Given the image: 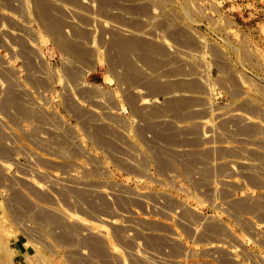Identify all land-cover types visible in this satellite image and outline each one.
Instances as JSON below:
<instances>
[{
  "label": "rangeland",
  "instance_id": "rangeland-1",
  "mask_svg": "<svg viewBox=\"0 0 264 264\" xmlns=\"http://www.w3.org/2000/svg\"><path fill=\"white\" fill-rule=\"evenodd\" d=\"M47 1L105 67L98 0ZM128 1L196 43L178 52L193 72L165 77L199 86L195 137L165 145L195 169L155 159L110 73L65 72L33 0H0V264H264V0Z\"/></svg>",
  "mask_w": 264,
  "mask_h": 264
},
{
  "label": "crops",
  "instance_id": "crops-1",
  "mask_svg": "<svg viewBox=\"0 0 264 264\" xmlns=\"http://www.w3.org/2000/svg\"><path fill=\"white\" fill-rule=\"evenodd\" d=\"M68 1L78 4V0ZM33 2L34 10L47 34L68 53L72 67L65 72L80 73L82 70L77 69L76 65L82 64L97 68V71L101 70L102 73H110L117 80L119 90L123 91L121 92L124 103L142 122L141 128L136 129V136L145 139L144 142L155 159L159 160L168 155L180 162L183 168L195 169L193 159H196L197 151H180V154H177L170 153L165 147L169 143L185 145L189 142V137L194 138L198 129L196 122L202 116L195 112L198 108H195L196 99L192 96L199 89L196 81H167L165 78L167 75L193 72L182 60V55L178 54L181 48L192 49L196 45L182 24L178 23L175 17L166 14L161 15L158 20L153 19L148 3L130 2L121 8L119 5L129 1L98 0L101 13L111 23L110 26H102L97 39L103 50L105 67H102L96 55V60L92 61V55L81 43L88 37V32L69 26L60 14L61 6L47 0ZM116 6L119 9L117 12L114 11ZM67 27L71 31L70 34L66 33ZM168 44L174 45L175 49L172 50ZM100 66L102 68H98ZM136 90H142V95L137 96ZM184 92L192 95L185 96ZM158 96H164L162 102L156 101ZM111 99L113 100V97ZM167 116L174 118V121L167 119ZM178 122L190 124L178 127L175 124ZM245 122L246 120L244 124ZM237 123V130H244L243 125ZM94 132L97 138H110L116 134L104 124L96 125ZM108 146H114V143L111 141Z\"/></svg>",
  "mask_w": 264,
  "mask_h": 264
}]
</instances>
